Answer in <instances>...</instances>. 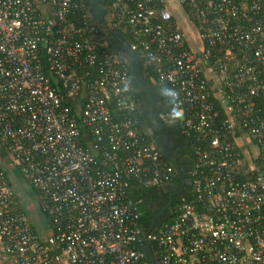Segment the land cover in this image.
I'll list each match as a JSON object with an SVG mask.
<instances>
[{
	"label": "built area",
	"instance_id": "obj_1",
	"mask_svg": "<svg viewBox=\"0 0 264 264\" xmlns=\"http://www.w3.org/2000/svg\"><path fill=\"white\" fill-rule=\"evenodd\" d=\"M175 2L191 10L190 37L172 25L173 0H115L108 25L130 27L132 51L178 92L183 133L199 144L194 200L145 233L130 179L170 187L176 170L129 116L140 108L122 90L129 64L88 18L68 22L83 3L48 0L43 18L32 0H0V146L51 224L40 240L0 166V264H149L147 243L158 264H264V0ZM56 82L67 97L85 94L81 123L94 145Z\"/></svg>",
	"mask_w": 264,
	"mask_h": 264
},
{
	"label": "trees",
	"instance_id": "obj_2",
	"mask_svg": "<svg viewBox=\"0 0 264 264\" xmlns=\"http://www.w3.org/2000/svg\"><path fill=\"white\" fill-rule=\"evenodd\" d=\"M32 1H34L36 12L38 15H39L38 4H43V3L48 4V0H32ZM73 1L76 3H83L84 8L80 9L79 11H75L71 13L68 16V22L74 24L76 27H80L83 25L85 19L88 18L92 24H94L95 26L101 29L102 35L105 36L107 42L105 46L106 50L115 58H119L120 60L127 62L126 61L127 57L125 55V52L120 47L117 40L114 38V34L119 32L126 38L127 41L132 42L130 27L119 28L115 30L110 29L108 27L112 19L111 18L112 9H113L112 7L114 6L115 0H98V2L102 5V7H104L105 10L107 11V16L104 24L98 23L93 19L92 15L89 12L90 5L87 0H73ZM183 12H185L186 15L187 14L190 15L191 10L188 7H183ZM173 14L174 15H173L172 25H174L175 27L178 26L179 29L183 31L182 28L179 26L180 22L178 16L177 15L175 16V13ZM51 39L52 36H49L47 38V42L49 43ZM45 45H47V43L42 44L40 47V53L43 59H45V48H46ZM137 53L139 54L140 59L143 63V73L146 82L154 89L158 98V103L156 108H153L151 106L145 93L137 85L135 78L132 74V71L130 69V83L132 85V88L129 92V95L139 100L140 108L138 111L134 113H130L129 116L133 117V119H135V121L137 122L136 129L139 135L145 138V141L148 145L154 146L158 151H160L161 147L164 145L167 135L169 136V140L165 149L166 157L163 158L165 161L171 164L176 170L174 175V181L173 184L170 186V189H167L162 186L146 188L137 179L135 178L130 179V187L128 190V195L130 198L136 201H141L139 226L143 232L148 233L151 230L153 220L156 218L158 213L161 212L169 203L171 194L173 192L180 191L182 188L181 177L176 169V166L182 169L183 171V179L185 183L184 188L181 191V193H178L173 196L172 206L168 210H166L162 216L156 218V224L158 225V227H160L161 225L167 222H170L172 219L176 217L177 209L179 205H181L184 202H190L194 200L195 195L192 189L191 170L196 159V149L199 144L193 136L183 133L181 127V121H178L174 124H168L165 122L164 119L161 118L162 115L164 116L170 110L171 105L168 99L160 94V89L163 87H169V85L165 83H159V81L157 80L158 77H157L156 68L146 64L144 54L142 53L141 50H139ZM86 68L88 67L86 66L85 69ZM88 69L91 71L92 76H95L96 69L94 67H90ZM55 86L58 92H60L64 96L63 102L65 105H67L70 108L71 113L77 119L81 132L83 133L84 136L85 135L88 136L90 141L87 143V146L94 145L95 139L93 138V135H91L90 131L81 123L82 113L86 102L85 94L82 93L78 97H67L68 91L62 87L61 83L56 82ZM111 106L115 108V105L113 103L111 104ZM220 112L222 114V117L225 116L223 110H221ZM113 116L115 120H121L122 117L124 116V112H120V113L115 112ZM98 158L101 164H103L102 157L98 155ZM0 166L4 171L8 183L12 188V190H13V183L11 182L12 179H18L20 181L22 180L24 182H27L29 186L32 188L33 194L37 197V203H38L37 190L22 176L19 169H17L13 165L8 153L1 146H0ZM14 196H15L14 199L18 204L17 209L19 211L24 212L20 204V198L15 193ZM38 211L41 213L44 221L43 224L47 231L46 237L40 235V233L38 232V230L35 228L34 225H33V229L35 234L39 237V239L45 241L51 233V224L47 215L40 208H38ZM152 248L156 258H158L159 250L157 246L152 245Z\"/></svg>",
	"mask_w": 264,
	"mask_h": 264
},
{
	"label": "water",
	"instance_id": "obj_3",
	"mask_svg": "<svg viewBox=\"0 0 264 264\" xmlns=\"http://www.w3.org/2000/svg\"><path fill=\"white\" fill-rule=\"evenodd\" d=\"M87 1L89 2V5H90L89 12L92 15L93 19L98 23L104 24L105 20H106V16H107V11L105 10V8L102 7V5L98 2V0H87ZM114 38L117 40L118 44L120 45V47L125 52V55L127 57L126 61L129 64V67L132 71V74L135 78L137 85L145 93V95H146L149 103L151 104V106L153 108H156L157 103H158V98H157V95H156L154 89L146 82V79H145V76L143 73V63L140 59L139 54L135 51H132L129 41H127L126 38L121 33H119V32L115 33ZM168 140H169V136L167 135L165 143L160 149V153L162 154L163 157H166L165 149H166ZM176 169H177V171L181 177L182 188L180 191L173 192L171 194L169 203L166 205V207L161 212L158 213L156 218L162 216L164 214V212L172 206L173 196L178 194V193H181V191L184 188L185 183H184V179H183V171H182V169H180L177 166H176ZM11 182L13 183V192L15 194H17L16 188H17V184H19L20 181L12 179ZM165 188L170 189V187H165ZM18 197L20 198L19 195H18ZM20 204L22 206L21 201H20ZM35 208L37 210V208H39V206H36ZM24 212L27 214V212L25 210H24ZM27 215L30 218L29 214H27ZM156 218L153 220L151 230L149 232H152L153 230H156L158 228V225L156 224ZM30 220H31V218H30ZM31 222H32V220H31ZM32 225H33V222H32ZM43 231L44 232L46 231L44 224H43ZM144 252H145V255H146V258H147L149 264H158L156 259H155V255L153 252L152 245L150 243H147L145 245Z\"/></svg>",
	"mask_w": 264,
	"mask_h": 264
},
{
	"label": "rangeland",
	"instance_id": "obj_4",
	"mask_svg": "<svg viewBox=\"0 0 264 264\" xmlns=\"http://www.w3.org/2000/svg\"><path fill=\"white\" fill-rule=\"evenodd\" d=\"M174 2V8L176 10H172L173 13H175V16H178L179 22H180V27L184 31L185 35L187 37H190V33L193 32V28L188 22L187 16L184 14L183 9H181L173 0ZM178 22V23H179ZM17 181H20L18 179H15ZM17 194L20 196V201L22 203V208L29 214L33 225L35 228L38 230L40 235L43 237H46L47 231H43V218L41 213L38 211V208L36 210V206H38L37 203V197L33 194L32 188L29 186L27 182L20 181L19 184H17L16 188Z\"/></svg>",
	"mask_w": 264,
	"mask_h": 264
},
{
	"label": "clouds",
	"instance_id": "obj_5",
	"mask_svg": "<svg viewBox=\"0 0 264 264\" xmlns=\"http://www.w3.org/2000/svg\"><path fill=\"white\" fill-rule=\"evenodd\" d=\"M132 88L131 83L123 85V92L128 93ZM160 94L166 97L171 105L170 110L164 115L163 119L168 124H174L183 119L184 112L178 103V92L174 88L163 87L160 89Z\"/></svg>",
	"mask_w": 264,
	"mask_h": 264
},
{
	"label": "crops",
	"instance_id": "obj_6",
	"mask_svg": "<svg viewBox=\"0 0 264 264\" xmlns=\"http://www.w3.org/2000/svg\"><path fill=\"white\" fill-rule=\"evenodd\" d=\"M38 8H39V15L42 16L43 18H49L53 14V9L50 6V3L38 4Z\"/></svg>",
	"mask_w": 264,
	"mask_h": 264
}]
</instances>
